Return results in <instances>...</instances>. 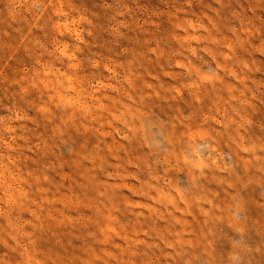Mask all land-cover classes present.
<instances>
[{
  "label": "clouds",
  "instance_id": "clouds-1",
  "mask_svg": "<svg viewBox=\"0 0 264 264\" xmlns=\"http://www.w3.org/2000/svg\"><path fill=\"white\" fill-rule=\"evenodd\" d=\"M101 3L0 0V264H264V0Z\"/></svg>",
  "mask_w": 264,
  "mask_h": 264
},
{
  "label": "rangeland",
  "instance_id": "rangeland-1",
  "mask_svg": "<svg viewBox=\"0 0 264 264\" xmlns=\"http://www.w3.org/2000/svg\"><path fill=\"white\" fill-rule=\"evenodd\" d=\"M81 6L86 7L90 12L95 13L93 23L95 25L94 34L92 38L93 51L103 53L110 45L114 44L112 35L109 32V27L112 23L110 14L103 9L101 0H79ZM141 3L145 7H160L159 0H141ZM199 5H197V8ZM39 35V33H37ZM43 39V37H41ZM119 43L122 46H127L129 41L121 40ZM20 56L24 57L23 52L19 53ZM25 62H28V58L24 57Z\"/></svg>",
  "mask_w": 264,
  "mask_h": 264
}]
</instances>
